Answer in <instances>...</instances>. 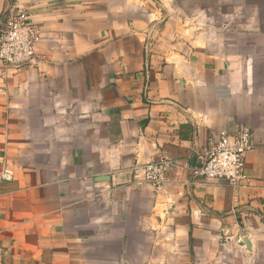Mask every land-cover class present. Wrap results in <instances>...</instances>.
<instances>
[{"label":"crops","instance_id":"0c3cea01","mask_svg":"<svg viewBox=\"0 0 264 264\" xmlns=\"http://www.w3.org/2000/svg\"><path fill=\"white\" fill-rule=\"evenodd\" d=\"M15 7L42 36L0 62V264H264V0H0V30ZM238 127L252 187L194 177ZM150 160L186 168L158 191Z\"/></svg>","mask_w":264,"mask_h":264},{"label":"built area","instance_id":"2783aa9c","mask_svg":"<svg viewBox=\"0 0 264 264\" xmlns=\"http://www.w3.org/2000/svg\"><path fill=\"white\" fill-rule=\"evenodd\" d=\"M41 36V27L34 21L30 9L13 8L0 30V62L6 68L16 69L33 64ZM254 146L251 130L238 127L232 135L223 134L208 144L199 167L187 168L194 177L206 182L222 181L236 191L251 188L253 181L246 173L245 162ZM172 168L184 169L186 166L170 160H150L136 166L133 175L136 183L160 191L171 183ZM3 177L9 178L10 172L5 171Z\"/></svg>","mask_w":264,"mask_h":264},{"label":"water","instance_id":"95a60500","mask_svg":"<svg viewBox=\"0 0 264 264\" xmlns=\"http://www.w3.org/2000/svg\"><path fill=\"white\" fill-rule=\"evenodd\" d=\"M244 241H245L247 247H249V243L247 242V240L245 239Z\"/></svg>","mask_w":264,"mask_h":264}]
</instances>
